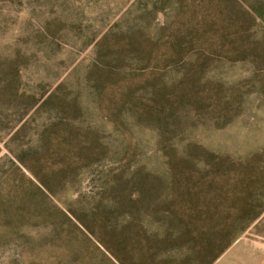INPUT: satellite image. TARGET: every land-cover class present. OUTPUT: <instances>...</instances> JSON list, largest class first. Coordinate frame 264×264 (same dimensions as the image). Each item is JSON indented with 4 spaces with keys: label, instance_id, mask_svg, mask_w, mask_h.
Listing matches in <instances>:
<instances>
[{
    "label": "rangeland",
    "instance_id": "374dc122",
    "mask_svg": "<svg viewBox=\"0 0 264 264\" xmlns=\"http://www.w3.org/2000/svg\"><path fill=\"white\" fill-rule=\"evenodd\" d=\"M235 237L264 264V0H0V264Z\"/></svg>",
    "mask_w": 264,
    "mask_h": 264
},
{
    "label": "trees",
    "instance_id": "16d2710c",
    "mask_svg": "<svg viewBox=\"0 0 264 264\" xmlns=\"http://www.w3.org/2000/svg\"><path fill=\"white\" fill-rule=\"evenodd\" d=\"M231 173H233V172H231ZM226 174H230V173L226 172ZM234 189L237 190V186H235ZM244 210H251V208H247ZM242 211H243V209H242ZM247 212H249V211H247ZM235 239H236V237L232 238L231 240H229L227 242H226V240L223 241V243L221 245L219 244L218 245V247L220 248L219 252H217V254L214 257H212V259L207 264H213L220 257V255H222L232 245V243L234 242Z\"/></svg>",
    "mask_w": 264,
    "mask_h": 264
}]
</instances>
